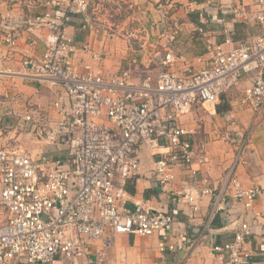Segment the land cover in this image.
Returning a JSON list of instances; mask_svg holds the SVG:
<instances>
[{"label":"built area","instance_id":"2783aa9c","mask_svg":"<svg viewBox=\"0 0 264 264\" xmlns=\"http://www.w3.org/2000/svg\"><path fill=\"white\" fill-rule=\"evenodd\" d=\"M252 1L255 10L244 7L236 13L264 26V0ZM91 3L47 0L46 9L26 20L28 32L44 33L45 49L40 56L25 57L23 68L38 80L60 84L70 99L69 105L56 100L61 118L40 133L44 140L66 148L68 158L47 153L33 156L14 139L1 144L0 264H104L118 234L151 236L169 228L174 223L171 213L141 204L135 209L124 205L127 180L142 171L140 149L146 147L158 155L154 171L160 185L175 181L174 167L179 164L196 178L198 152L181 115L195 105L215 110L222 96L238 88L247 73L251 75L241 103L253 113L264 108V34L228 48L225 45L234 42L232 36L223 43L209 42L210 56L203 65L178 73L170 67L184 59L174 48L183 23L176 18L162 27L150 22L142 29V42L153 45L155 36L162 45L163 52L154 53L160 70L136 81L128 70L104 76L94 73L89 64L82 69L74 62L75 45L67 33L72 17L87 14ZM136 33L131 28L125 36L132 42ZM17 39L18 34L12 33L5 42L11 49ZM93 57L102 61L104 54L94 52ZM5 127L0 123V137ZM262 193L264 187L244 186L230 174L221 187H213L204 178L201 185L192 183L177 196L196 213L205 195L211 196L213 212H217L227 208L229 198L254 209ZM250 234L244 220L233 241L212 244L214 261L209 264L247 263L251 253L244 245ZM187 241L181 235L178 243L167 247L184 251ZM94 242L100 246L94 248Z\"/></svg>","mask_w":264,"mask_h":264},{"label":"crops","instance_id":"0c3cea01","mask_svg":"<svg viewBox=\"0 0 264 264\" xmlns=\"http://www.w3.org/2000/svg\"><path fill=\"white\" fill-rule=\"evenodd\" d=\"M46 1L0 0V123L6 126L0 146L8 139L19 142L29 139L36 130L41 134V129L54 126L61 118L54 105L56 100L61 99L64 105L70 103L60 84L50 79L38 80L22 66L25 57L40 56L45 49L44 33L28 32L26 20L46 9ZM101 2L116 4L119 18L112 19L109 10L100 7ZM171 3L172 0H92L88 13L73 16L67 26L76 50L74 62L82 69L89 64L96 74L110 76L128 70L135 81L141 79L132 70L138 53L144 52L141 47H146L142 42L145 38L142 29L150 22H158L161 27L168 24L173 18ZM125 5L129 8L127 12ZM99 7V15L103 18L96 14ZM244 7L249 11L256 9L252 0H205L201 3L195 19L182 22L183 30L185 27L194 29L200 35L191 41L182 38L177 53L183 54L184 59L170 68L182 73L188 66L203 65L210 56L209 42L223 43L227 36H232L234 42L225 45L228 48L264 34V26L252 24L236 13ZM130 20L133 21L130 26L137 32L132 42L127 40L124 30L128 29L124 25ZM113 27L120 28L121 33ZM12 33L18 34V39L10 49L5 38ZM84 45H89L90 49H84ZM94 52H103V60H95ZM249 75L251 73L244 74L239 87L222 96L215 110L195 105L181 115V123L191 132L189 138L198 152L195 167L200 172L196 178L184 164H179L174 167L175 181L160 185L154 171L158 155L146 147L140 149L142 171L137 178L127 180L124 205L135 209L141 204L169 212L174 216V223L151 236L118 234L114 245L106 252L104 264H209L214 261L212 244L233 241L244 220L251 228L244 245L251 255L249 261L242 264H264V193L256 199L254 209H246L242 202L229 198L227 208L217 212H213L211 196L205 195L196 213L177 196V192L192 183L201 185L204 178H209L213 187H221L230 174L244 186L264 187V108L253 113L240 100ZM55 145L46 140L34 147L22 144L33 156L47 153L54 158H68V150L59 153L60 145ZM181 235L188 238L184 251L170 250L167 246L178 243ZM92 246L99 247L100 242Z\"/></svg>","mask_w":264,"mask_h":264},{"label":"rangeland","instance_id":"374dc122","mask_svg":"<svg viewBox=\"0 0 264 264\" xmlns=\"http://www.w3.org/2000/svg\"><path fill=\"white\" fill-rule=\"evenodd\" d=\"M204 1L205 0H194V1L193 0H172L171 7H170V15H172L171 17L176 18L180 22H183V23H185L186 21L188 22V19L193 20L197 16V13L200 12L199 10L201 8V3H203ZM109 5H112V6L110 8H108L107 6H109ZM109 5H108V3L101 2L100 7L101 8L106 7L109 10V16L112 19H116L117 17L119 18L120 14L117 13V11L115 10L116 4L113 3V4H109ZM127 6L128 5H125V8H124L125 12H127L129 10V8ZM157 6H158V4L155 5V7H157ZM99 8L97 9L96 14H98L97 16L99 18L100 17L103 18L102 16L99 15V13L101 14V8L100 9ZM202 8H204V7H202ZM132 23H133V21L130 20L127 23V25H124V26H127L128 29L130 30L131 28H135L133 26L132 27L130 26ZM169 23H171V21ZM124 26H121L120 28H122ZM120 28L113 27V30L119 31ZM128 29L127 28L124 29L125 33ZM119 32L121 33V31H119ZM122 32H124V31L122 30ZM138 34H139V32H138ZM199 35L200 34L197 33L196 30L186 29V27H185L184 30L179 35V37L177 38L175 44H174L176 52H178V48L182 45V43H181L182 38L187 37L191 41V40H194ZM122 38H124V37H122ZM154 39H155V43L153 45H146V47H144V48L141 47V50H143L144 52L141 55H140V53H138L139 55H137L138 61L135 63V68L132 70V73L135 76H137L138 78L144 77L147 74H153L154 75L160 70V66H158L157 62L154 60V53L157 51L163 52V47L158 42L156 37L152 36L153 42H154ZM135 44L138 45V43H135ZM177 44H179V46L176 47ZM21 131H23V130H21ZM23 133H25V132L23 131ZM30 135L31 134H29V136ZM38 139H40L41 141H39ZM20 142L23 145L34 147V146H38L40 144H43L45 142V140L43 139V136L41 134H39V133L37 134V130H36L35 133H32V135L30 136L29 139H27V138L24 140L21 139ZM56 145H60V149H58L59 153L67 151V149L64 148L59 142H56ZM58 147L59 146H57V148ZM0 196H1V188H0ZM0 216H1V207H0Z\"/></svg>","mask_w":264,"mask_h":264},{"label":"trees","instance_id":"16d2710c","mask_svg":"<svg viewBox=\"0 0 264 264\" xmlns=\"http://www.w3.org/2000/svg\"><path fill=\"white\" fill-rule=\"evenodd\" d=\"M130 180V179H129ZM126 186H127V184H126ZM132 191V190H131ZM20 264H28V263H24V262H22V263H20Z\"/></svg>","mask_w":264,"mask_h":264}]
</instances>
